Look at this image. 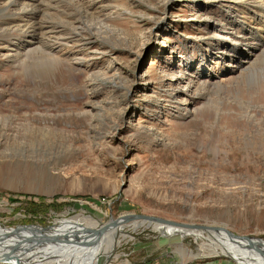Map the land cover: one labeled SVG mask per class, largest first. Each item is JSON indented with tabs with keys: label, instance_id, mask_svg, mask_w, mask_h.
<instances>
[{
	"label": "rangeland",
	"instance_id": "rangeland-1",
	"mask_svg": "<svg viewBox=\"0 0 264 264\" xmlns=\"http://www.w3.org/2000/svg\"><path fill=\"white\" fill-rule=\"evenodd\" d=\"M86 1L94 15L54 2L78 27L44 37L55 47L47 57L18 44L29 28H0V45L20 47L14 60L0 51V116L11 121L0 137V229L52 226L47 234L134 213L264 240V38L255 25L240 23L230 0ZM57 8L44 13L55 25L69 17ZM30 126L54 137L25 133ZM130 234L111 264H235L192 236Z\"/></svg>",
	"mask_w": 264,
	"mask_h": 264
},
{
	"label": "bare ground",
	"instance_id": "bare-ground-1",
	"mask_svg": "<svg viewBox=\"0 0 264 264\" xmlns=\"http://www.w3.org/2000/svg\"><path fill=\"white\" fill-rule=\"evenodd\" d=\"M68 1H72L75 3L79 2V3L85 4V7L87 6L86 5L87 1L85 2V0H83V1L82 0H68ZM89 1L90 0H88V2ZM230 1L235 3V4H233L234 10H235L234 12L238 16L240 23L241 22H244V23L245 22H247V23L252 22L256 27L255 30H256L257 35H259L258 39H260L261 37L264 38V0H230ZM54 2H56V0H0V20L4 21L5 19H3V18H5V17H8V19H11L10 21H8L6 23L0 22L1 23L0 28H3V27L5 28V27H9V26L13 27L14 29H17L20 26L29 28L28 29L29 36L28 37L26 36L27 39L25 41H22V42L19 41L18 44L21 45L23 50H25V51L27 50L26 53L28 52V50L33 52L37 49H41L43 57H47L50 55V53L52 54L53 49L55 47L52 45V43L50 45H47L45 41L43 42V40L45 39L44 37H48V38L56 37L53 39L58 40L59 37H57V36L61 35L63 33L62 32L63 30H61V28L59 29L58 27H63L64 24H68V25H70L71 28H74V29H77V27H78V26L76 27V24H75V23H77V21H75L76 18L72 17L73 19H71L70 15H72V14L68 13L67 11H66L67 13L66 12L65 13H66V16L69 15V17H66L64 15V12L60 13L61 11L59 10V8H57L58 4L54 5ZM94 3H95V0H92L91 4H94ZM54 7L57 8L55 10V14L59 13L63 17H66V20H59L58 21L59 25H55L52 21L44 19V13L46 11H49V9H51V8L53 10ZM63 9H61V10H63ZM86 9L88 11L87 15H92V14L94 15L93 11L89 10L88 6L86 7ZM83 10H84V8H83ZM79 15H80V13H79ZM45 18H47V17L45 16ZM91 22H93V21H91ZM101 24H103V23H101ZM104 27H106V26H104ZM27 28L26 29L24 28V29L27 30ZM21 30H23V29H21ZM7 31H8V29H7ZM73 36H75V35H73ZM68 37L69 36H67V35L61 36L59 39V41L61 43L59 42V45L63 46L67 40L69 41ZM70 38H71V36H70ZM262 42H263V39H262ZM56 44H58V43H56ZM221 46L222 45H219V44H217V46H215V44H213V45L210 44V47H212V49H215V48L219 49V48H221ZM8 47H11V44L8 43L5 45H0V51H3V50H4V52L6 51V54H5L6 57L14 60L18 50L20 49V47H17L14 50H12L11 48H8ZM233 51L234 50L228 49L226 51H223L222 53H224V54L225 53H227V54L232 53L233 54ZM248 53H250V52H248ZM252 53L248 54L247 56L252 55ZM172 97H173V100H175V97L174 96H172ZM155 103H158V101ZM7 119H8L7 116H0V137L5 138V139L9 136L8 135L9 133L6 134V132H5L6 129H4V128L8 129L11 125V121L10 120L7 121ZM24 131H25V133L31 134L33 136H39V137L41 136V137H45L47 139H50L48 137H54V135L53 134L50 135V132L46 131L45 128L43 129V128H36V127L30 126L28 129H24ZM60 134L61 133H59V135L55 134L56 137L58 136L56 138L57 139L56 141H58V139H61V141H62V139H64L63 136H61ZM49 142L51 145L56 146V144L53 141L52 142L49 141ZM47 145H49V143H47ZM68 150H69L68 146L64 145V143L58 142L57 151H59L60 153L61 152L64 153V152H67ZM125 215H128V214H124L121 217H123ZM100 226H102V224L95 226V228L96 227L99 228ZM171 226H173V225H165V224H161L159 222H155V221H151V220H147V219H145V220H143V219H131L128 221L126 220L122 224H118L117 226H113V228L109 227L110 228L109 233L105 232V234H104V232H103L104 235L101 234L97 239H92L90 242H88L86 244H82L81 246H75V247L71 248L69 251L63 252L61 249H56V252L51 251V249L53 247L52 244L46 245V246L41 247V248H39V247L36 248L34 251L31 252L32 253L31 255H30V251H28L26 253L28 255L21 254L22 257H18V254H19V253H17L18 251H14V255H16V257L9 262H5L4 264H28L24 261V258L28 257V256H30L32 258H34V257L37 258L36 259L37 261L34 259L36 261L34 264H42V262L47 263L49 261H54L52 264H55V263L56 264H100L101 262L102 263L104 262V264H111L110 263L111 259L118 257V255L116 253V249L120 245V243L123 240H126L127 238H131L130 231H136L139 229L143 230L146 228H150L151 230H153L157 234H159V237H160L162 242L171 241V240H178V239H181L185 236H192L194 238V241H196V242H198V239L203 240L199 245L200 251L206 250V252L210 255L211 254L223 255V256L226 255L228 257L234 258V261H239L240 264H264V258L261 255H259V252L255 249H249L245 244L246 241H244V240L233 241L224 232L217 233V232H214L212 230L208 231L205 229H192V228L184 229V227L179 228V226H175V227H171ZM61 228H62V226H61ZM75 228H80V227H75ZM8 231H10V229H0V237L2 236V234H4L5 232H8ZM60 231H62V230L54 231V232H60ZM48 232H52V231L48 230ZM125 232H127V233H125ZM121 233H124V234H121ZM47 235H50V234L47 233ZM257 238H259V237H257ZM7 240H10V241L0 242V257L3 254V252L8 250L7 246L10 245L11 242H15V241H13L12 238H9ZM240 250H242L241 251L242 253L240 252ZM51 253L52 254L53 253H59V254L50 255ZM36 254H38V255H36ZM18 258L20 259L19 261L17 260ZM40 258H45V260H39ZM64 258H66V261L63 260ZM62 260H63V262H62ZM230 260H232V259H230Z\"/></svg>",
	"mask_w": 264,
	"mask_h": 264
},
{
	"label": "water",
	"instance_id": "water-1",
	"mask_svg": "<svg viewBox=\"0 0 264 264\" xmlns=\"http://www.w3.org/2000/svg\"><path fill=\"white\" fill-rule=\"evenodd\" d=\"M43 196L46 197H53L54 193H43ZM90 216V215H88ZM92 217V216H91ZM134 218L139 219H147L155 222H159L161 224L165 225H173V226H179L184 228H192V229H205V230H212L217 233L224 232L226 235H228L233 241L237 240H244L246 241V246L249 249H255L259 252V255H261L264 258V240L257 238L252 235H242V234H236L229 230L227 227H225L224 224H216L213 222L212 224H191V223H184V222H175L168 219H163L160 217L155 216H149L144 214H134V213H128V215H125L123 217H117L112 218L109 217V220L102 224L99 228H91L90 226H82L80 228L75 229H65L60 232H48L50 235H47L44 233V230L47 229H53L52 226L44 227L39 224H28L24 226H18L14 229H10V231L5 232L0 237V242L2 241H10L7 240L9 238H12L13 241L10 245L7 246V249L0 257V263L9 262L12 259L16 257L14 255V251H18V257H22L21 254H26L28 251L31 252L34 251L36 248H41L46 245L52 244L53 247L51 251L56 252V249H61L63 252L69 251L71 248L75 246H81L82 244H86L90 242L92 239H97L105 230H107L109 227L117 226L118 224H122L126 220H131ZM97 226V225H96ZM21 230H28L32 233V235H26V236H20ZM195 243V242H194ZM59 253H51L50 255H57ZM202 257V256H201ZM228 259H232L234 261V258L224 256ZM28 258V257H27ZM20 260L19 258L17 259ZM235 264H240L239 261H234ZM104 264V262L102 263Z\"/></svg>",
	"mask_w": 264,
	"mask_h": 264
},
{
	"label": "trees",
	"instance_id": "trees-1",
	"mask_svg": "<svg viewBox=\"0 0 264 264\" xmlns=\"http://www.w3.org/2000/svg\"><path fill=\"white\" fill-rule=\"evenodd\" d=\"M40 202H41V203H44L42 199L40 200ZM31 205H34V206H35L36 204L33 203V202H31ZM45 205H47V206H52L53 204L46 203ZM31 211H32V210H31Z\"/></svg>",
	"mask_w": 264,
	"mask_h": 264
}]
</instances>
